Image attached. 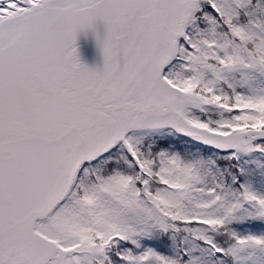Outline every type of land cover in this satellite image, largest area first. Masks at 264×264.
Masks as SVG:
<instances>
[{
    "label": "snow or ice",
    "instance_id": "1",
    "mask_svg": "<svg viewBox=\"0 0 264 264\" xmlns=\"http://www.w3.org/2000/svg\"><path fill=\"white\" fill-rule=\"evenodd\" d=\"M0 264H264V0H0Z\"/></svg>",
    "mask_w": 264,
    "mask_h": 264
}]
</instances>
